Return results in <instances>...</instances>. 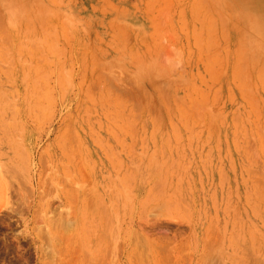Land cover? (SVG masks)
Listing matches in <instances>:
<instances>
[{
	"label": "rangeland",
	"instance_id": "374dc122",
	"mask_svg": "<svg viewBox=\"0 0 264 264\" xmlns=\"http://www.w3.org/2000/svg\"><path fill=\"white\" fill-rule=\"evenodd\" d=\"M0 264H264V0H0Z\"/></svg>",
	"mask_w": 264,
	"mask_h": 264
}]
</instances>
